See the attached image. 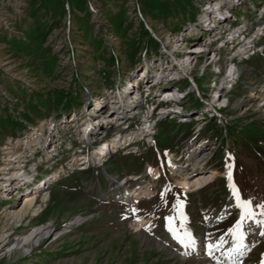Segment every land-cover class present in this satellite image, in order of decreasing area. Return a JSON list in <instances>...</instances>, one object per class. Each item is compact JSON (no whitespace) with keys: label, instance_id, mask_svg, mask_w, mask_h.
Segmentation results:
<instances>
[{"label":"rangeland","instance_id":"1","mask_svg":"<svg viewBox=\"0 0 264 264\" xmlns=\"http://www.w3.org/2000/svg\"><path fill=\"white\" fill-rule=\"evenodd\" d=\"M220 1V8L233 12L234 6L227 0H0V172L11 166L12 151L27 152L16 142L28 127L44 126L53 115L77 111L86 97L94 98L87 102L88 108L100 100L106 104L111 99L109 92H119L123 77L138 78L147 65L157 67L155 60L169 53L187 70L201 74L196 78L201 92L204 85L208 93L213 91L218 77L213 74L215 67L203 62L209 57L193 52L200 43L180 44L201 16L199 11L209 10L211 4L213 8ZM197 64L200 66L195 67ZM238 69L243 75L241 84L229 102L223 100L228 105L223 122H212L193 140L187 139L188 131L179 139L172 135L188 130V124L162 122L155 138L161 164L155 148L139 155L107 158L108 172L120 177L131 174L150 178L147 164L158 170L152 183L156 195L138 201L135 207L100 199L98 191L88 187L93 180L89 174H74L45 190L51 197L49 205L30 222L31 227L39 228L42 243L35 238L30 249L12 250L13 240L33 229L28 219L11 230L3 223L5 215L19 210L24 202L25 193L15 195L20 187L11 185L0 196V235L4 237L0 241V264H199L194 258L181 260L165 218L173 217V228L180 232L185 215L189 228L199 229L196 237L201 234L212 240L211 248L219 249L217 253L231 247L229 230L235 227L240 211L225 180L228 164L233 168L240 199L251 202L254 218L264 225V208L258 207L264 205V55ZM149 70L145 72L154 74L155 69ZM248 91L253 92L251 99L245 96ZM187 102L190 110L201 106L193 94ZM99 109L96 119L106 105ZM201 139L204 144L199 152H211L209 165L188 178L190 188L184 192L167 166L168 158ZM215 141L217 147L211 150ZM201 153L195 158H202ZM212 171L217 173L215 180L194 191V178H208ZM178 201L182 208L174 209ZM78 216L86 217L85 221L72 226ZM51 219L54 226L50 233L42 231ZM135 219L142 226L131 227ZM203 256L207 263L219 264L216 259L211 261L208 253ZM263 257L264 237L243 255L241 264H261Z\"/></svg>","mask_w":264,"mask_h":264},{"label":"built area","instance_id":"2","mask_svg":"<svg viewBox=\"0 0 264 264\" xmlns=\"http://www.w3.org/2000/svg\"><path fill=\"white\" fill-rule=\"evenodd\" d=\"M233 6L232 13L229 12V8L223 12L225 16L224 20L216 19V27L214 29L211 24L207 26L202 25L201 19L204 17L203 13L208 10H206L207 8L201 9L198 13L201 16L197 18L196 22L192 23L190 31L185 32L187 40L180 44L181 46H185L187 44L200 43V47L202 46V49L204 48L205 51L197 54H202L203 58L209 57V59H204L203 62H208L211 66L214 60L224 61V67L227 70L225 72V80L222 82L220 76L223 68L215 72V75L219 78L217 77L213 82V91L211 89L210 93H208L206 85H204L205 92L198 91L193 81L197 77L200 78L201 74L195 75L192 70H187V67H183L184 65L182 66L175 61L174 54L169 53L168 57L163 56L161 59L155 60L157 67L153 68V64L147 65L146 68L148 70L150 68L155 69L153 70L154 74L147 73L146 78H143L142 75L146 71L144 69L136 79H130V75L124 78V85L129 79L128 85L134 91L132 102L124 104L128 106L120 107L118 98L113 100L115 102H112V95L114 93L109 92L111 93L110 101L112 102L110 106L118 107L117 112L112 117L109 113L101 112L102 114L98 118L99 122L96 123L95 121H98V119L92 117L96 115L93 110L97 109V106L94 104L92 108L79 112L78 122L74 120V116H71L67 123L59 122L53 132H60L61 134L56 137L50 135L48 141H46V137L49 135L48 131L46 136L39 130H35L36 134H34L35 131H32L31 134L25 135L22 139V145L27 152L20 158L22 167L30 171V168L26 165L27 161L29 157L38 153L46 161H53L51 168L54 167L56 178L52 177V182L57 181L60 177L68 176L74 170L84 169L87 161L94 157L93 153L99 150H96V147L98 148V145L104 142L102 137L111 128V124L114 123L115 119H119L120 123L125 122L122 130H125L124 138L126 142L121 140L122 144L125 142V146L129 145V141L132 138L139 141L144 138L145 143L148 144L149 137L155 131L156 122L163 118H180V114L178 113L180 109V111H183L184 106H181V108L177 107V110L172 109V107L176 104H183V96L186 92L194 93L199 102L202 103V106L198 111L192 110L190 113L182 112L184 113L182 120L192 116L197 120V123H203L206 117L208 119L212 118V106L217 104L218 106L225 105L223 103V100L227 101L225 96L235 90L240 80L241 74L237 71L238 64L243 59H249L263 50L259 43L264 36V3L258 1L257 5H255L253 4V0H238ZM211 8L212 4L208 9L211 10ZM239 10H242L244 16H237ZM210 25L211 27H209ZM164 52L166 51L164 50ZM149 72L152 71L149 70ZM186 82L188 83L186 90L184 92L180 91L178 86ZM168 85L171 87L170 90L175 91V95L170 98L171 101H166L164 98L166 95H162L165 87ZM221 86L224 88L220 89L221 96L218 98L217 88ZM218 100H222V102ZM104 103L102 105H105ZM98 111L100 112V109ZM84 129H86V133H82ZM200 129L201 125L197 126L192 131V134L194 136L197 135ZM92 133H98V137L100 138L94 139L97 141L93 140L92 145H88L84 141L81 142V140H76L78 134L90 135ZM68 149L71 150V156L69 160L61 163L64 156L63 153ZM136 149L134 148L133 150L135 151ZM108 191H114V187H111ZM135 195H137V192H135Z\"/></svg>","mask_w":264,"mask_h":264},{"label":"bare ground","instance_id":"3","mask_svg":"<svg viewBox=\"0 0 264 264\" xmlns=\"http://www.w3.org/2000/svg\"><path fill=\"white\" fill-rule=\"evenodd\" d=\"M227 1H228V3H231L233 5L238 0H227ZM222 3L223 2H221V1L216 2L214 4L213 8H211V10H208V11L203 13L204 17L201 19L202 25L204 24L205 26H207V25L211 24L212 28L214 29L216 27L215 26L216 19L217 20L218 19H221V20L225 19L223 12L225 10H228V9L227 8H220L221 7L220 5H222ZM211 25L209 27H211ZM195 49L196 50L193 51L194 53H202L205 51L204 48L202 49V46L199 48H195ZM212 65L215 67V69L213 70V74L215 77H217L215 75V72H218L219 69L224 68V61L214 60V61H212ZM199 66L200 65L197 64V66H195V67H199ZM237 71L239 74L241 73V72H239V69H237ZM146 75H147V73L144 72V74L142 75L143 78H146L145 77ZM225 76H226V74H225ZM170 79H172V78H170ZM224 80H225L224 78L221 79L222 82ZM169 87H170V85H168L165 88H169ZM123 89H124V92H123ZM123 89L121 90L120 94L115 93L114 95H112V102H115L113 100H116L117 98H118L117 100H118L119 105H124L126 103L132 102V99H133L132 95H133L134 91H133L132 87H129L128 80H127V83L123 86ZM217 90H218L217 96L219 98L221 96L220 88H217ZM174 92H175L174 90L164 89V92L162 93V95H166V97H164L166 101H171L170 98H172V96L175 95ZM119 95H122V96H119ZM252 96H253V94H250L247 97L252 98ZM218 101L222 102V100H218ZM102 103H104V102H102V101L101 102L98 101L97 103L94 102V104L97 106V109L93 110V112H95L96 115L99 113L98 110H99L100 106L102 105ZM176 106L178 108H181V106H183V105H176ZM261 107H263V109H264V102L261 105ZM180 110H179V112H181ZM95 122L96 123L99 122V119H98V121L96 120ZM202 130H203V127H201V131ZM34 134H36V131ZM18 142L19 141L17 140L16 143H18ZM114 145H115V142H113V141L108 142V143H106V142L101 143L99 145V147H101V146L102 147L96 148V150L97 149H99V150L95 151L94 154H103L106 151H108L106 154V156L108 157L109 155L113 154ZM6 149L7 148H5L4 150H6ZM10 149L11 150L15 149V146L13 148H8L7 150H10ZM193 151H197V147L194 148V146H193L190 150L187 151L185 162H183L184 164L181 165L179 167L180 169L175 173L177 178H178V180L176 179L177 180L176 183L178 184V187L181 188L184 192H186L190 188V187H188V181H187L188 178H190V176H192L196 172H199V171L202 172L208 166V163L205 162V160H207L209 158L210 154L203 152L204 153L203 157L202 158L199 157V160H197L194 163L193 167H190V166H192V159L188 156V153L193 152ZM13 153L14 152L12 151L11 154H12V158L14 159V161L12 159V162H10L11 166L8 168L6 167V168L1 169V172H0V196H4L5 192H7L9 187L11 185L13 186L15 184L17 185V187H20V188L23 187V190L21 191V193L24 192L25 196L23 198L24 202H23V205L21 206V208L17 211L8 212V214H6L4 217L3 223L6 226H8L7 228H9L10 230H11V227H14V226L20 227L21 222H24V220H27V219H28V222L27 221L26 222L28 223V226L31 227L30 222L37 219L44 212V209L49 205V202L51 199L50 194L44 193V190H46V189H43L44 185H43L42 191L38 192V191H30L29 190L27 183L30 182L31 176H27L26 175L27 172H25L26 170L24 171L22 169V165L20 164L21 160H20V156L18 155V152H15L14 154ZM168 160H169L168 161L169 169L174 170L175 169L174 164L172 163L170 158ZM187 164H189V165H187ZM229 166L230 165L228 164L227 171L224 174L225 178L228 177L229 172L231 174L233 172L231 166L230 167ZM148 171H149L150 177L152 179L157 178V176L159 174L157 169H153L152 167L148 166ZM216 175H217V173L215 171H212V173H210L208 178H206L204 175L195 177L193 180V185H191V187H195L194 191L201 190V189L205 188L207 185H209L210 183H212L215 180ZM22 180H25V182H22V184H20V186H18V184ZM227 183H228L227 185L229 187V190L232 193L231 199L234 201L236 208H238V210L240 211V214L238 217V219L240 220L243 209L241 207L237 206L238 201L233 196V187L236 189L235 182L232 178L231 181H229V179H228ZM20 188L15 190V195H17L19 193ZM141 189L142 188L140 186H136V189H134V190H130V188H126L125 196L126 197H132L134 195L135 191L141 190ZM144 196H149V193L147 191L144 192ZM39 197H40L41 201L39 200ZM7 198H8V196H7ZM11 198H13V197H10V199ZM240 200L245 201L243 199H240ZM133 201L134 200L125 201L122 203H123V205H128V204L132 203ZM133 205L134 204H131L130 206L134 207ZM249 210H251L254 213L253 218L244 221L242 223V226L240 229V233L243 235V241H242L243 247H238L237 238L234 235L230 234L229 237H231V238L229 241L231 243V247L223 250L220 253L215 252L216 250H219L217 248H214V251L212 250V248H211L212 247V245H211L212 240L209 241V239L202 237L201 234H199L196 237L195 233L198 232L199 229L195 228L192 231V229L189 228L187 217L183 214L184 216L182 217L183 220L181 221L182 222L181 223L182 224L181 231L177 232V231H175L176 229L174 230V228H173V231L171 232L174 244H176L175 249H176L178 255L180 256V258H182L181 260L185 261L187 259H191V258L193 259L194 258L197 261H199V264H206L208 261L204 258L203 254L208 253L209 257H211V261L216 259L218 261L217 263H219V264H241V259H242L243 255L248 253L253 248L254 244L256 242H258L262 237H264V225L260 224L259 221L254 218V216H256V213L254 212V209H253L251 203L249 205ZM220 216L222 217V215H220ZM85 219H86V217L83 218L81 216H78L70 224H72V226H80L85 221ZM180 220H181V218H180ZM137 221L138 220L135 219V221L133 222L134 224H132L131 227L132 226L137 227L138 224L142 223V222L138 223ZM210 222H211V220H207V223H210ZM52 226H54V225H53V220L51 219V220L47 221L46 223H44V225L41 228H42V231L46 230L50 233L49 229H51ZM140 226H142V224ZM9 229H7V230H9ZM31 230L32 231L30 232L29 235L23 236V237H18V238L16 237L13 240L14 247L12 248V250L22 248V247L25 249H28V248L30 249V244H31L32 240H34L35 238H38V240L43 239L40 236L39 228L31 227ZM182 231H183V233H182ZM169 233H170V231H169ZM186 233L191 235V239L193 241V243L187 247L185 246V244L187 243V240H188V237L185 235ZM3 238H4L3 235H0V241ZM181 240H183L184 242L182 243ZM41 243H42V240H41ZM234 248H237V250L233 251ZM207 264H210V263H207ZM261 264H264V257H263Z\"/></svg>","mask_w":264,"mask_h":264},{"label":"snow or ice","instance_id":"4","mask_svg":"<svg viewBox=\"0 0 264 264\" xmlns=\"http://www.w3.org/2000/svg\"><path fill=\"white\" fill-rule=\"evenodd\" d=\"M230 167V166H229ZM228 179L229 181H231V173L229 172V175H228ZM163 196V194H161ZM233 196L237 199L238 201V207H241L243 209L242 211V214H241V217H240V220L237 221L235 227L233 229H230V234L234 235L237 240H238V247H243V235L240 233V229H241V226H242V223L244 222L245 219H251L253 218V215L254 213L249 210V205H250V201H241L240 200V196H239V193L238 191L233 187ZM174 209H179V208H182V204L178 201L176 205L173 206ZM258 207H261V208H264V205H259ZM261 215H264V212L261 213ZM166 221H168V230L170 232L173 231V228L171 227V221L174 219L173 217H166L165 218ZM187 237H188V240H187V243L185 244V246H190L193 241L191 239V235L186 233L185 234ZM181 242L183 243L184 241L181 240ZM211 247V246H210ZM237 248H234L233 251H236Z\"/></svg>","mask_w":264,"mask_h":264}]
</instances>
